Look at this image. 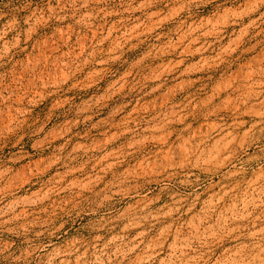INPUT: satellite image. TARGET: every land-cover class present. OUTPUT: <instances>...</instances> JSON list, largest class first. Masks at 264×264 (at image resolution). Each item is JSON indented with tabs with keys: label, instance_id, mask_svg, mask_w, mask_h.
Segmentation results:
<instances>
[{
	"label": "rangeland",
	"instance_id": "374dc122",
	"mask_svg": "<svg viewBox=\"0 0 264 264\" xmlns=\"http://www.w3.org/2000/svg\"><path fill=\"white\" fill-rule=\"evenodd\" d=\"M0 264H264V0H0Z\"/></svg>",
	"mask_w": 264,
	"mask_h": 264
},
{
	"label": "bare ground",
	"instance_id": "6f19581e",
	"mask_svg": "<svg viewBox=\"0 0 264 264\" xmlns=\"http://www.w3.org/2000/svg\"><path fill=\"white\" fill-rule=\"evenodd\" d=\"M136 189V188H135ZM118 190V189H117ZM116 190V191H117ZM122 190V189H121ZM126 191V190H125ZM134 191V190H133ZM118 192V191H117ZM127 192V191H126ZM132 193V192H131ZM112 194V193H111ZM114 194H115V191H114ZM124 194V193H123ZM138 194V193H137ZM118 195V194H117ZM120 195V194H119ZM135 195V194H134ZM106 196V195H105ZM114 198V197H113ZM104 199V198H103ZM109 199V198H108ZM108 199H106V200H108ZM105 200V201H106ZM106 204V203H105ZM149 204V203H148ZM103 206V205H102ZM99 207V206H98ZM100 208H101V206H100ZM136 208V207H135ZM102 209V208H101ZM131 209V208H130ZM127 210H129V209H127ZM127 210H126V212H127ZM135 210H138V209H135ZM134 212V211H133ZM131 213V212H130ZM138 214V213H137ZM122 215H124V213L122 214ZM126 216V215H125ZM117 220V219H116Z\"/></svg>",
	"mask_w": 264,
	"mask_h": 264
}]
</instances>
